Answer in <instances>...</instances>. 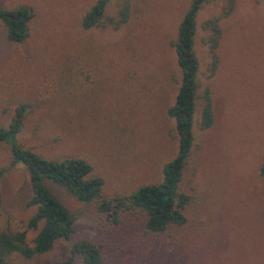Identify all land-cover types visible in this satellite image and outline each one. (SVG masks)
Segmentation results:
<instances>
[{
    "label": "rangeland",
    "instance_id": "374dc122",
    "mask_svg": "<svg viewBox=\"0 0 264 264\" xmlns=\"http://www.w3.org/2000/svg\"><path fill=\"white\" fill-rule=\"evenodd\" d=\"M125 1L128 18L115 27ZM94 2L0 0L3 8L32 11L21 43L7 38L0 21V126L24 105L19 146L49 160L83 158L103 180L100 197L128 196L161 181L163 164L177 153L167 114L181 78L172 43L191 0H109L100 23L83 29ZM224 3L205 0L195 18L194 138L179 184L190 195L186 222L152 232L127 212L114 223L97 211L99 198L82 202L48 183L73 216L72 233L18 264H84L71 252L81 240L100 248L103 264H264V0H235L227 16ZM216 17L212 72L205 23ZM206 88L213 123L202 128ZM0 169V229H25L35 212L26 205L28 171L11 165L1 141Z\"/></svg>",
    "mask_w": 264,
    "mask_h": 264
},
{
    "label": "trees",
    "instance_id": "16d2710c",
    "mask_svg": "<svg viewBox=\"0 0 264 264\" xmlns=\"http://www.w3.org/2000/svg\"><path fill=\"white\" fill-rule=\"evenodd\" d=\"M204 1L191 0L178 24L176 39L172 43L181 78L174 103L167 109V114L175 123L178 149L176 155L163 164L161 181L142 185L128 196L100 197L103 180L90 175L92 165L87 160L80 157L49 160L18 145L16 137L22 126L24 105L16 108L14 117L6 127L0 126V141L10 147L11 165L22 163L28 171L31 196L26 205L35 206V212L29 218L25 229H0V264H18L20 259L32 260L51 250L56 241L70 237L73 230V216L52 193L48 183L64 187L68 193L82 202L89 203L99 198L97 211L105 213L114 223L119 222L127 212L139 214L145 228L152 232H161L170 225L186 222L183 209L190 201V195L180 192L179 184L194 138L198 59L193 43L195 18ZM108 2L109 0H95L82 18L83 29H89L100 23ZM224 2L222 15L227 16L232 12L235 0H224ZM128 10L129 3L125 1L114 23L115 27L127 20ZM31 17L32 11L27 6L6 9L0 5V21L5 27L7 38L14 43H21L28 36V22ZM205 27L209 31L207 44L213 72L218 61L216 47L221 36L218 18L207 20ZM203 99L200 126L208 128L213 123L208 88L204 90ZM4 173L5 169H0V180ZM260 174L264 175V165L260 168ZM29 230H37L31 239L27 235ZM71 252L80 255L84 264H103L100 248L89 241L76 242Z\"/></svg>",
    "mask_w": 264,
    "mask_h": 264
}]
</instances>
